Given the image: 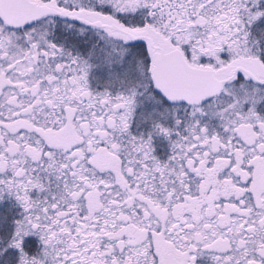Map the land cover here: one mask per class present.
Returning a JSON list of instances; mask_svg holds the SVG:
<instances>
[{"label":"snow or ice","instance_id":"snow-or-ice-1","mask_svg":"<svg viewBox=\"0 0 264 264\" xmlns=\"http://www.w3.org/2000/svg\"><path fill=\"white\" fill-rule=\"evenodd\" d=\"M0 264H264V0H0Z\"/></svg>","mask_w":264,"mask_h":264}]
</instances>
